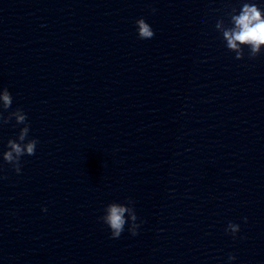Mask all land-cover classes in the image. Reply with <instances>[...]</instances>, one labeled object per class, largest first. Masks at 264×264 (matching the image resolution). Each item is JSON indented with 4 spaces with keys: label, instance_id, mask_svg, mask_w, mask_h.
Returning <instances> with one entry per match:
<instances>
[{
    "label": "clouds",
    "instance_id": "9594fccd",
    "mask_svg": "<svg viewBox=\"0 0 264 264\" xmlns=\"http://www.w3.org/2000/svg\"><path fill=\"white\" fill-rule=\"evenodd\" d=\"M155 11V9H153ZM235 28L230 31H225V38L228 40V46L232 49L237 48V42L241 44H250L252 46V51L258 52L260 45L264 44V18L261 16V11L255 5L245 4L243 10L238 16L233 17ZM137 35L139 39L147 40L154 37L155 33L152 27L145 21L144 18H138L135 21ZM0 100L3 101V109L7 110L11 107L13 103V98L11 93L7 88H4L2 95H0ZM12 115H15L16 122L24 124L27 121L26 113L17 108ZM3 117V111H0V118ZM29 131V127L26 126L20 133L19 139L21 141L25 140L26 135ZM38 141L32 139L29 141L25 147L18 144L12 140L8 141V146L10 151L3 153V161L11 165L12 169L19 174L21 172V157L22 156H32L35 154L36 146ZM46 211V209H43ZM129 211L123 206L111 205L107 210V216L104 218L105 223L109 226L111 232V238H119L124 231V225L126 223L124 219V213ZM133 221L136 220V216L132 215ZM245 223L247 218H244ZM139 225L133 224L131 235L135 236L138 234L137 229ZM235 238L236 234L240 232L239 224L229 222L228 229ZM229 261L236 259L235 255L230 254L228 257Z\"/></svg>",
    "mask_w": 264,
    "mask_h": 264
}]
</instances>
